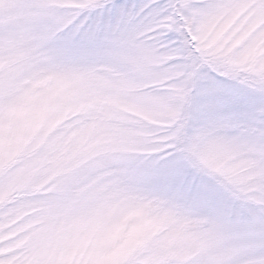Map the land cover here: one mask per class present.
<instances>
[{"label": "snow or ice", "instance_id": "6c2138e0", "mask_svg": "<svg viewBox=\"0 0 264 264\" xmlns=\"http://www.w3.org/2000/svg\"><path fill=\"white\" fill-rule=\"evenodd\" d=\"M0 264H264V0H0Z\"/></svg>", "mask_w": 264, "mask_h": 264}]
</instances>
